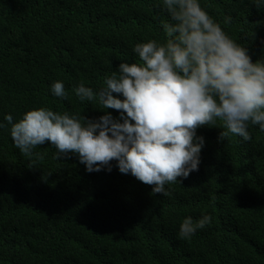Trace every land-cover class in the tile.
Masks as SVG:
<instances>
[{"label":"trees","instance_id":"16d2710c","mask_svg":"<svg viewBox=\"0 0 264 264\" xmlns=\"http://www.w3.org/2000/svg\"><path fill=\"white\" fill-rule=\"evenodd\" d=\"M201 4L253 62L264 57V8ZM163 18L159 0H0V122L40 107L98 118V102L72 89H99L121 62H138L133 46L158 38ZM55 81L67 100L51 94ZM217 127L197 129L198 171L166 186L168 196L115 162L88 173L75 155L56 159L48 143L26 155L0 129V264H264V132L250 126L249 142H219ZM202 214L212 223L179 238L183 219Z\"/></svg>","mask_w":264,"mask_h":264},{"label":"clouds","instance_id":"9594fccd","mask_svg":"<svg viewBox=\"0 0 264 264\" xmlns=\"http://www.w3.org/2000/svg\"><path fill=\"white\" fill-rule=\"evenodd\" d=\"M249 3L264 8V0ZM159 5L166 13L159 21L161 35L133 46L138 62H121L99 89L84 83L72 89L79 101L98 102L102 115L86 119L40 107L13 122L5 114L0 129L8 127L13 145L32 155L48 143L56 159L75 155L88 173L111 172L115 162L121 174L152 186L151 194L168 196L166 186L198 171L205 139L197 129L222 122L219 142L230 135L249 142L250 126L264 132V57L253 62L201 0H159ZM231 19L225 16L223 23ZM50 91L68 99L62 81L53 82ZM211 223L208 214L185 217L178 236L190 239Z\"/></svg>","mask_w":264,"mask_h":264},{"label":"bare ground","instance_id":"6f19581e","mask_svg":"<svg viewBox=\"0 0 264 264\" xmlns=\"http://www.w3.org/2000/svg\"><path fill=\"white\" fill-rule=\"evenodd\" d=\"M2 92V91H1Z\"/></svg>","mask_w":264,"mask_h":264}]
</instances>
